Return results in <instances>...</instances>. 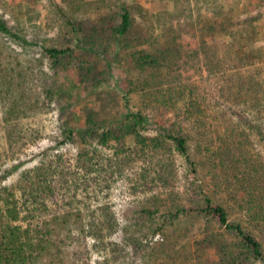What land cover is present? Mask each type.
I'll use <instances>...</instances> for the list:
<instances>
[{
	"label": "rangeland",
	"instance_id": "1",
	"mask_svg": "<svg viewBox=\"0 0 264 264\" xmlns=\"http://www.w3.org/2000/svg\"><path fill=\"white\" fill-rule=\"evenodd\" d=\"M53 1L0 0L3 20L13 27L22 26L26 37L38 42V46L23 45L0 33V73H11L16 60L22 65L30 63L38 73L44 72L35 96L47 104L43 85L47 82L56 89L53 100L36 114L7 122L0 111V186H18L29 182L40 169L47 172L52 199L48 209L41 208L39 212L73 215L64 224L66 242L61 247V262L199 264L202 258L198 259L195 252L197 241L224 232L209 216L187 209L166 222L163 231L155 233L151 222L141 216L144 208H160L166 214L179 207L201 205L198 182L214 200L227 206L230 219L242 221L259 236L264 233V223L254 221L248 211L239 210L227 184L229 175L220 170L219 163V168L213 166L216 157L209 151L217 149L222 136H229L235 156H242L241 166L245 167V158L249 164L264 165V63L231 68L202 50L204 42L209 45L214 35L222 33V16L213 13V8L219 7L227 12L225 17L237 11V19L251 21L257 35L254 46L264 49V0H126L133 15L129 34L118 41L94 34L80 43L86 49L78 52L91 55L95 61L85 83L79 82L77 69L70 67L71 57L55 66L41 49L42 45L75 47ZM103 2L101 9L105 13L116 9L114 0ZM159 12L164 13L161 23L154 21ZM75 14L77 18L81 16ZM88 14L86 34L93 33L100 23L97 12ZM208 20L216 21L213 31L204 25ZM153 45L170 49L171 76L163 67L168 77L163 78L161 86L165 91L169 84L174 87L172 99L178 97L177 104L161 105L134 91L148 71L141 72L127 63L131 58L128 54L143 48L155 51ZM90 47L92 50H88ZM185 87L187 90L180 94ZM125 90L131 93L132 109H142L150 118L160 119L187 137L197 173L188 171L184 157L174 149L119 154L112 144L105 147L96 137H84L79 128L85 125L88 112L108 122L121 117L126 110ZM194 97L200 101L202 111L189 114L184 105ZM69 125L74 129L72 138H67L64 131ZM157 126L151 125L149 131L156 133ZM105 209L112 214L115 226H101L103 234L96 237L91 222L103 219ZM223 236L228 244L234 240L227 233ZM73 251H80L79 257L72 255ZM206 253L216 255L214 250ZM49 262L44 260L45 264H53Z\"/></svg>",
	"mask_w": 264,
	"mask_h": 264
},
{
	"label": "trees",
	"instance_id": "2",
	"mask_svg": "<svg viewBox=\"0 0 264 264\" xmlns=\"http://www.w3.org/2000/svg\"><path fill=\"white\" fill-rule=\"evenodd\" d=\"M61 2L63 4L55 0L52 3L56 11L60 13V18L63 19L62 24L69 28V38L75 43V47L42 45L41 49L55 66L62 64V59L71 57L69 60L73 62L70 67L72 70L77 69L79 82L85 83L86 78L95 68V61L91 55L78 52L86 49L84 45H80L82 39L87 36L93 38L96 34L97 36H110L118 41L129 34L133 24L131 5L126 0H114L116 9L105 13L101 9L105 4L103 0H61ZM101 2L103 4H98ZM106 6L111 7L112 5L107 4ZM67 8L69 9L66 10ZM213 10V13L222 16L219 21L222 33L217 37L214 35L213 42L208 43L210 46L204 42L202 49L204 53L208 57H215L217 61L220 59L225 66L231 68L251 66L257 61L264 63V49L254 46L257 35L251 21L237 19L239 18L237 11H231L225 17L227 12L223 7L213 8ZM91 11L97 12L100 23L94 27L93 33L86 34L87 19L90 17L88 13ZM75 13H81V16L77 18ZM163 14V12L155 14L154 21L161 23ZM215 22L211 23L208 20V23L204 25L213 31L216 29ZM0 33L10 36L23 45L38 46L34 38L26 37L22 26H10L1 16ZM227 35L228 38H225ZM153 47L155 51L143 48L128 54L131 58L127 59V63L141 72L148 71L137 83L134 91L161 105H172L179 101L178 97L172 99L171 92L174 87L169 84L165 91L161 86L163 78L171 76L169 70L172 66L168 59L170 49H167L165 45H153ZM88 50H92V47ZM16 62L17 64L10 68L11 73H0V111L7 122L42 111L48 106V101L53 100L56 91L55 86L45 82L43 86L48 101L47 104L40 101L34 91L39 83H43L44 72L39 71L38 73L30 63L22 65L21 61L16 60ZM20 65L21 68H19ZM213 65L216 67L217 62L214 61ZM165 66L167 67L165 69H168V76L163 70ZM23 70L26 72L22 73ZM130 82H134V79H130ZM157 84L161 87H157ZM183 90L187 88H183L180 94H183ZM165 92L170 93L171 96L167 97ZM130 94L128 90L123 91L126 110L119 119L112 122L105 119L98 120L97 113L88 112L85 125L79 128L84 137H96L97 142L105 147L112 144L115 152L119 154L131 152L139 155L145 153L147 149H174L184 157L188 164V171L192 174L197 173V162L191 156L187 137L164 125L160 119L150 118L142 109H132ZM192 99L189 105H184L185 111L189 114L201 112L200 101L195 97ZM190 107L193 111H190ZM155 124L158 125V131L150 132L151 125ZM64 131L67 138L74 136V129L71 125L65 127ZM231 148L230 137L222 136L217 149L209 150L216 157V163L213 166L219 168V163L220 170L229 175L226 178L227 184L231 186L230 191H232L233 200L239 210L248 211L254 221L259 224L264 223V165L249 164L245 158V167L241 166L242 156H235L236 153ZM18 186H0V264H45V259H50L49 263L63 264L60 256L61 247L66 242L63 236L64 224L69 223L73 215L66 213L61 216L56 212L44 215L39 212L41 208L48 209V201L52 199L51 184L47 182L45 170L40 169L34 173L29 182L26 180ZM196 186L202 200L201 205H190L188 208L179 207L175 211H167L166 214L160 208H144L141 216L151 222V231L153 233L163 231L166 222L176 219L182 211L197 210L209 216L224 231L208 235L197 241L195 252L198 259L202 258L199 264H251L253 261L264 263V233L261 232L260 237L242 221L230 219V211L226 205L214 200L202 183L198 182ZM113 219L112 214L105 209L103 219L91 222L93 235L96 237L102 235L101 226L103 225L113 229L115 226ZM81 230L85 231L84 228ZM225 233L234 236L230 244L224 241ZM207 250H214L216 255H207ZM79 254L80 251L72 252V255L76 257H79Z\"/></svg>",
	"mask_w": 264,
	"mask_h": 264
}]
</instances>
